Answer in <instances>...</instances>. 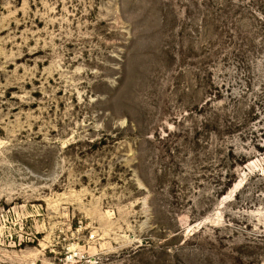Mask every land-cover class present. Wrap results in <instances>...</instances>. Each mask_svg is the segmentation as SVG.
I'll use <instances>...</instances> for the list:
<instances>
[{"label":"rangeland","instance_id":"obj_1","mask_svg":"<svg viewBox=\"0 0 264 264\" xmlns=\"http://www.w3.org/2000/svg\"><path fill=\"white\" fill-rule=\"evenodd\" d=\"M0 264H264V0H0Z\"/></svg>","mask_w":264,"mask_h":264}]
</instances>
